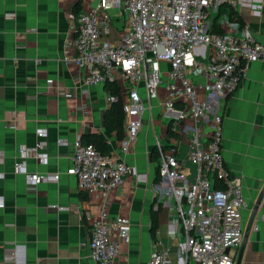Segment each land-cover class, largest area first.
<instances>
[{
    "label": "crops",
    "instance_id": "obj_1",
    "mask_svg": "<svg viewBox=\"0 0 264 264\" xmlns=\"http://www.w3.org/2000/svg\"><path fill=\"white\" fill-rule=\"evenodd\" d=\"M235 1L236 5L228 2L225 8L234 10L242 23L223 13L219 19L221 28L235 34L250 29L264 42V0L260 13L254 11L250 0ZM97 2L0 0V152L3 155L0 264H97L89 253L87 217L98 213L102 197L81 191L77 177L67 170L78 136L86 139L89 135L102 134L108 140L109 153L118 154L125 122L122 137L106 128L104 114L110 107L107 101L110 92L105 83H86L87 69L64 60L66 55L75 53V24L80 14ZM193 56H189V61ZM205 61L209 64L208 59ZM162 68L166 80L169 64L162 63ZM188 75L198 86L199 99L205 100L209 92L204 87L206 77L195 73L191 65H188ZM116 76L125 100L123 89L128 82L119 73ZM48 81H53L54 86L48 88ZM139 89L148 108L142 114L136 143L122 156L136 167L142 179L127 175L124 183L108 195L110 214L125 216L131 221V232L121 243L117 264H146L155 248H168L171 264H178L183 231L173 197L161 196L159 165L151 154L159 144L176 142L178 157L182 160L180 168L194 179L196 167L189 158L191 127L199 129L203 142H209L215 112L223 115L222 147L226 166L242 184L248 203L242 211L246 237L245 241L243 237L244 245L242 242L236 251L234 264L242 245L240 264H264V221L259 219L264 201V59L248 65L233 93L213 98L215 103L206 113L207 119H185L186 131L175 132L177 135L169 139L173 113L160 103L168 95L166 86L159 87L158 97L151 102L143 82L139 83ZM41 130L46 133L47 159L22 157L21 148L34 146ZM60 139H65L66 144H60ZM17 161L23 163L22 169H17ZM27 172L43 173L47 178L30 189ZM55 174H59L58 179L51 177ZM152 212L157 214L155 236ZM255 223L258 229H254ZM16 245L24 248L17 258H12L10 251Z\"/></svg>",
    "mask_w": 264,
    "mask_h": 264
},
{
    "label": "built area",
    "instance_id": "obj_2",
    "mask_svg": "<svg viewBox=\"0 0 264 264\" xmlns=\"http://www.w3.org/2000/svg\"><path fill=\"white\" fill-rule=\"evenodd\" d=\"M256 1L250 0L254 11L260 13L263 0ZM228 2L237 4L235 0H98L95 6L80 14L75 24V53L66 55L64 60L87 69L84 80L88 84L116 81V73L128 82L123 89L126 95L123 100L125 135L121 139L120 152L104 154L78 136L67 170L77 177L81 191L102 197L98 213L87 217L89 253L97 264H117L121 243L131 232L130 219L111 215L107 203L110 191L122 185L127 175L142 179L136 167L122 156L136 143L142 114L148 108L139 83H144L150 102L158 97L159 87L166 86L168 95L160 103L173 113L172 131L183 133L187 128L183 124L185 119H205L215 103L213 98L233 93L248 65L264 59V42L250 29L242 34L209 31V17ZM114 10L120 13L116 15ZM164 62L169 64L166 80L163 78ZM188 65L207 79L204 87L209 92L205 100L198 97V86L188 75ZM53 86V81H48L47 87ZM116 100L117 95L108 93V103ZM222 130L220 112L212 117L209 142H203L199 129L191 127L189 158L196 167L194 179L180 168L182 160L178 157L176 142L165 150L163 145L158 146L161 196L173 197L184 236L177 252L178 264H234L236 251L243 242L242 211L248 203L242 184L226 166ZM45 136L44 131H38L37 143L22 147L21 156L45 161ZM66 142L59 140L60 144ZM2 160L0 152V162ZM16 167L22 169L23 163L17 161ZM26 176L30 189L47 178L43 173L27 172ZM51 177L58 179L59 174ZM216 180L222 186H215ZM259 219L264 221V201ZM258 228L255 223L254 229ZM23 248L16 245L10 251L11 257L17 258ZM169 254L168 248H155L146 264H171Z\"/></svg>",
    "mask_w": 264,
    "mask_h": 264
},
{
    "label": "trees",
    "instance_id": "obj_3",
    "mask_svg": "<svg viewBox=\"0 0 264 264\" xmlns=\"http://www.w3.org/2000/svg\"><path fill=\"white\" fill-rule=\"evenodd\" d=\"M228 3L222 4L217 13L214 16H210L209 19H211L209 31L224 34V30L221 28L219 19L223 13H227L231 16L233 20L238 22L239 24L242 23L241 17L234 11L229 10L227 7ZM106 88L109 90L110 93L117 95L118 100L112 102L110 104V107L105 111L104 114V123L107 129L114 130L117 132V134L122 137L124 135V122H125V113L123 108V99L120 91V86L118 85L117 81H107L105 83ZM177 134L172 131V129H169V133L167 135V139H169L171 136H176ZM83 141L85 143H92L94 144L102 153L108 154L109 153V143L107 138L102 134H95V135H89L86 139L82 137ZM170 145L163 146V149L165 150L167 147H170ZM152 160L156 161L158 165L160 166V150L158 147H154L151 154ZM158 176L160 177V172L158 171ZM215 186H222L221 183H219L217 180L215 182ZM157 214L155 212H152V233L154 236L156 235L157 230Z\"/></svg>",
    "mask_w": 264,
    "mask_h": 264
},
{
    "label": "water",
    "instance_id": "obj_4",
    "mask_svg": "<svg viewBox=\"0 0 264 264\" xmlns=\"http://www.w3.org/2000/svg\"><path fill=\"white\" fill-rule=\"evenodd\" d=\"M261 198H262V194L260 195V197L258 199L257 205L260 204ZM256 209H257V207H256ZM245 237H246V235H245ZM245 237H244V241H245ZM243 245H244V242H243ZM243 245H242V248H241V252H240V254H239L238 258H237L236 264H240V261H241V258H242Z\"/></svg>",
    "mask_w": 264,
    "mask_h": 264
},
{
    "label": "rangeland",
    "instance_id": "obj_5",
    "mask_svg": "<svg viewBox=\"0 0 264 264\" xmlns=\"http://www.w3.org/2000/svg\"><path fill=\"white\" fill-rule=\"evenodd\" d=\"M114 12H115L116 15H118L120 13L119 11H115V10H114ZM210 23H211V19H209V25H210ZM179 126H181V124Z\"/></svg>",
    "mask_w": 264,
    "mask_h": 264
}]
</instances>
